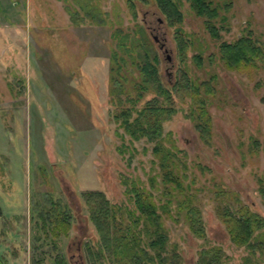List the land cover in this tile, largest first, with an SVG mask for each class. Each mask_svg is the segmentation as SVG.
<instances>
[{
    "label": "rangeland",
    "instance_id": "obj_1",
    "mask_svg": "<svg viewBox=\"0 0 264 264\" xmlns=\"http://www.w3.org/2000/svg\"><path fill=\"white\" fill-rule=\"evenodd\" d=\"M131 1L135 16L127 0H0V264H52L55 251L66 264H86L84 243L97 235L80 196L83 189L100 188L111 203L135 212L126 185L133 182L159 197L151 143L144 137L131 141L107 101L112 32L140 23L166 85L179 57L173 28L154 1ZM179 5L180 27L189 34L184 56L189 73L197 82L216 74L208 96L210 145L185 114L186 102L176 103L162 129L179 149L184 183L194 178L190 185L196 188L205 242L173 211L163 223L184 264H196L202 243L219 244L227 262H238L246 249L230 240L215 208L217 202L232 205L235 196L264 218L259 192L261 184L264 188V58L256 67L228 68L217 44L250 30L264 51V0H229L218 18L223 20L218 38L186 0ZM67 8L76 10L74 20ZM120 72L125 86L132 87L135 66ZM60 210L68 215V226L53 237L49 219ZM258 257L264 264V251Z\"/></svg>",
    "mask_w": 264,
    "mask_h": 264
},
{
    "label": "trees",
    "instance_id": "obj_2",
    "mask_svg": "<svg viewBox=\"0 0 264 264\" xmlns=\"http://www.w3.org/2000/svg\"><path fill=\"white\" fill-rule=\"evenodd\" d=\"M127 1L135 16L132 1ZM153 1L165 24L173 28V40L179 57L176 74L169 84L162 82L158 73L159 57L140 23L136 22L133 29L124 32L114 29L112 35L115 44L110 56L107 101L112 106L114 119L131 141L144 137L151 143L150 152L156 160L161 183L159 197L133 182L126 185L124 190L132 200L135 212L133 208L111 203L100 188L81 190L87 217L97 235L95 241L84 243L86 264H184L175 245H169L167 228L163 223V216L170 217L171 211L180 216L192 235L203 242L206 239L195 203L196 188L190 185L194 178L191 176L192 180L184 183V162L177 154L179 149L170 138V132H163L162 123L175 113L176 103L186 102L185 114L191 118L199 138L210 145L208 96L214 93L216 74L211 72L197 82L189 73L188 60L184 59L189 34L180 27L182 11L179 0ZM186 1L191 11L202 17L203 26L209 34L218 38L223 28V20L218 21V18L229 0ZM67 11L71 20L77 15L76 10L69 11L67 8ZM84 14L87 15L88 10L85 9ZM217 49L219 59L232 69L256 67L264 58L260 40L250 30L240 32L232 39L220 40ZM193 57V62L200 64L199 55L193 54ZM127 64L134 65L138 71L132 87L125 86V75L120 72ZM153 179L152 175L150 180ZM258 179L261 182L260 176ZM259 187L264 200L263 185ZM217 203L215 209L230 240L242 245L246 251L240 261L230 263L226 261L219 244L202 243L197 251L196 264H259L258 256L264 251L263 216L240 203L235 196L232 205ZM52 216L48 224L52 236L56 237L58 230H66L68 215L60 210ZM53 247L56 245L53 244ZM52 264H66L63 254L55 251Z\"/></svg>",
    "mask_w": 264,
    "mask_h": 264
},
{
    "label": "water",
    "instance_id": "obj_3",
    "mask_svg": "<svg viewBox=\"0 0 264 264\" xmlns=\"http://www.w3.org/2000/svg\"><path fill=\"white\" fill-rule=\"evenodd\" d=\"M158 20H160V19L158 18ZM151 37H152V39H153L154 41H157V38H156L155 35H151ZM157 47H158V48L162 47V44H161L160 42H157Z\"/></svg>",
    "mask_w": 264,
    "mask_h": 264
}]
</instances>
